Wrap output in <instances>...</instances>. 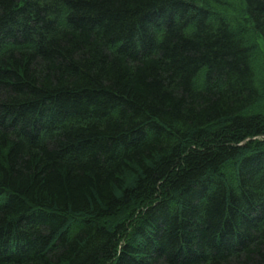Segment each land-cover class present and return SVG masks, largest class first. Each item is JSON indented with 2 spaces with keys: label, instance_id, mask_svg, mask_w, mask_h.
Returning <instances> with one entry per match:
<instances>
[{
  "label": "trees",
  "instance_id": "1",
  "mask_svg": "<svg viewBox=\"0 0 264 264\" xmlns=\"http://www.w3.org/2000/svg\"><path fill=\"white\" fill-rule=\"evenodd\" d=\"M260 53L264 0H0V264H264Z\"/></svg>",
  "mask_w": 264,
  "mask_h": 264
},
{
  "label": "rangeland",
  "instance_id": "2",
  "mask_svg": "<svg viewBox=\"0 0 264 264\" xmlns=\"http://www.w3.org/2000/svg\"><path fill=\"white\" fill-rule=\"evenodd\" d=\"M230 1L232 2V5H233V4L236 5V4L239 3L240 0H230ZM251 34H252V39H254V38H255V34L252 33V31H251ZM261 46H262V45H261ZM260 57H261V58H260ZM262 58L264 59V55L262 56L261 53H260V55L257 56V58H256V67H257L258 69H264V62H263Z\"/></svg>",
  "mask_w": 264,
  "mask_h": 264
}]
</instances>
